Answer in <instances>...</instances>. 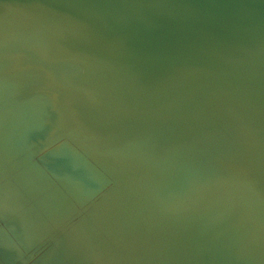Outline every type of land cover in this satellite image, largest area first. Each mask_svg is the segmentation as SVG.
I'll use <instances>...</instances> for the list:
<instances>
[{
	"label": "water",
	"instance_id": "95a60500",
	"mask_svg": "<svg viewBox=\"0 0 264 264\" xmlns=\"http://www.w3.org/2000/svg\"><path fill=\"white\" fill-rule=\"evenodd\" d=\"M0 264H264V0H0Z\"/></svg>",
	"mask_w": 264,
	"mask_h": 264
}]
</instances>
